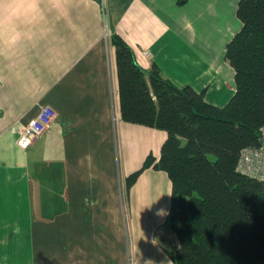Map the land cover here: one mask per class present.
Segmentation results:
<instances>
[{"label":"crops","instance_id":"obj_1","mask_svg":"<svg viewBox=\"0 0 264 264\" xmlns=\"http://www.w3.org/2000/svg\"><path fill=\"white\" fill-rule=\"evenodd\" d=\"M238 2L0 0V264H174L154 233L170 211L168 174L148 168L126 191L167 132L123 120L104 21L143 69L156 62L223 106L236 92L226 47ZM44 104L57 116L22 149L21 127Z\"/></svg>","mask_w":264,"mask_h":264},{"label":"trees","instance_id":"obj_2","mask_svg":"<svg viewBox=\"0 0 264 264\" xmlns=\"http://www.w3.org/2000/svg\"><path fill=\"white\" fill-rule=\"evenodd\" d=\"M241 29L226 47L236 92L223 106L206 90L177 86L153 62L149 70L118 33L116 49L123 120L164 130L159 160L147 155L126 178V191L148 168L172 183L168 225L174 264L264 263V184L237 170L243 149L261 144L264 126V0H239Z\"/></svg>","mask_w":264,"mask_h":264},{"label":"built area","instance_id":"obj_3","mask_svg":"<svg viewBox=\"0 0 264 264\" xmlns=\"http://www.w3.org/2000/svg\"><path fill=\"white\" fill-rule=\"evenodd\" d=\"M105 36L111 37L107 22L104 21ZM57 113L48 104L41 105L35 118L21 127L18 145L22 149L28 148L40 135H42L52 124ZM261 144L258 147H247L242 150L237 170L251 178L257 179L264 184V126L261 129Z\"/></svg>","mask_w":264,"mask_h":264},{"label":"rangeland","instance_id":"obj_4","mask_svg":"<svg viewBox=\"0 0 264 264\" xmlns=\"http://www.w3.org/2000/svg\"><path fill=\"white\" fill-rule=\"evenodd\" d=\"M129 196H127V199H126L127 201H125L126 205L127 204L129 205V203H130L129 200H128V199H130ZM154 201L155 200H152L153 203H154ZM152 202L149 203V206L153 205ZM160 204H161V207H163L162 206V203H160ZM126 207L128 208L127 211H129L130 210V206L129 207L126 206ZM160 214H161V216H163V211L162 210H159L157 212V217H160ZM160 222H161L160 223V226L158 227V229L156 231H154L155 238H156V240H158V244L159 245H161L162 247L167 248V249L173 251V250H175L177 248L178 244L175 247V245L173 243L174 242V239H171L168 236L169 235H172L176 239L177 243H178V240H177L176 235L169 228V225H168V216L164 219V221H160ZM128 228L130 229V221H128ZM150 231H151V228H149V233H150ZM129 232L132 233L131 231H129ZM168 233H169V235L167 236ZM259 264H264V263H259Z\"/></svg>","mask_w":264,"mask_h":264}]
</instances>
